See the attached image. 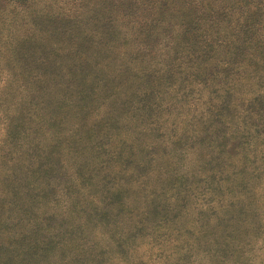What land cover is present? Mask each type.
Returning <instances> with one entry per match:
<instances>
[{
    "label": "trees",
    "instance_id": "obj_1",
    "mask_svg": "<svg viewBox=\"0 0 264 264\" xmlns=\"http://www.w3.org/2000/svg\"><path fill=\"white\" fill-rule=\"evenodd\" d=\"M34 1L0 0V264H264V0Z\"/></svg>",
    "mask_w": 264,
    "mask_h": 264
},
{
    "label": "rangeland",
    "instance_id": "obj_2",
    "mask_svg": "<svg viewBox=\"0 0 264 264\" xmlns=\"http://www.w3.org/2000/svg\"><path fill=\"white\" fill-rule=\"evenodd\" d=\"M47 2L51 3L52 5H59L62 6L63 0H35L34 6L41 7L44 6ZM65 6V5H64Z\"/></svg>",
    "mask_w": 264,
    "mask_h": 264
}]
</instances>
